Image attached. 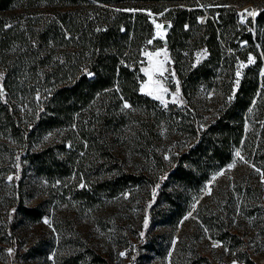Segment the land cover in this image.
<instances>
[{
  "label": "trees",
  "instance_id": "1",
  "mask_svg": "<svg viewBox=\"0 0 264 264\" xmlns=\"http://www.w3.org/2000/svg\"><path fill=\"white\" fill-rule=\"evenodd\" d=\"M149 12L163 13L171 23L167 43L177 53L172 69L184 99L200 87L232 97L204 128L192 131L191 145L168 159L159 145L162 122L178 117L167 116L157 100L139 91L142 50L154 35ZM257 13L241 23L237 8L222 0H0V59L7 91L4 99L0 96V130L29 137L66 129L71 146L75 139L79 141L75 152L92 154L102 169L114 156L108 140L120 133L123 119L130 115L126 134L132 151L137 162L153 163L155 177L143 168L139 173L128 172L122 161L112 164L113 173H103L98 181L86 177L79 192L108 190L116 195L139 181L153 183L158 177L156 198L163 204L159 212L175 223L186 212L190 192L199 190L214 170L232 160L234 148L248 140L246 115L263 97L264 85L260 73L264 5ZM190 39L207 50L195 67L181 61ZM248 54L255 62L244 69L234 91L235 58ZM125 102L131 107L125 109ZM36 103L38 110L31 121L22 122ZM61 148L67 150L65 141ZM44 156L50 157L30 153L37 168L44 164ZM17 208L28 218L39 219L43 214L37 207L20 204ZM157 212L155 219L160 216ZM89 253L93 263L107 264L104 257L92 250Z\"/></svg>",
  "mask_w": 264,
  "mask_h": 264
},
{
  "label": "rangeland",
  "instance_id": "2",
  "mask_svg": "<svg viewBox=\"0 0 264 264\" xmlns=\"http://www.w3.org/2000/svg\"><path fill=\"white\" fill-rule=\"evenodd\" d=\"M222 1L235 6L239 14L245 9L258 12L264 5V0ZM160 14L152 13L150 16L154 35L146 41L142 50L139 91L141 84L147 80L141 71V68L148 67L144 53L160 51L161 55L154 60H164L166 51L168 59L164 67L168 79L164 81V86L168 92L164 94V100L167 104L157 102L166 109L167 116L178 117L162 122L165 124L159 145L161 150H165V157H169L191 145L192 131L196 127L204 128L230 96L224 98L216 89L200 87L189 99H184L180 81L172 69L177 53L167 42H163L167 40L171 23ZM248 17L246 14L243 17L239 15V20L245 21ZM204 19V16L199 17L201 22ZM157 23H168V28L163 27L158 34ZM180 55L187 67L204 59L207 50L193 44L190 39L188 47ZM250 55L254 57L248 54L247 58L239 55L235 58V75L237 72L240 75H236L234 80V91L244 69L255 62V58L253 63L248 62ZM3 65L0 59L2 89ZM262 70L264 66L260 73ZM172 73L175 74L174 79ZM177 81L180 88L178 98L174 96ZM262 87L263 97L256 105H251V111L248 110L246 115L248 140L234 148L232 160L214 170L199 190L190 192L186 212L175 223L159 212L163 204L156 198V186L161 180L158 177L153 183L149 179H145L147 182L139 181L116 195H111L108 190L99 194L79 192L86 177L98 181L104 177L103 173L107 176L113 173L110 171L112 164L122 161H125L128 172L139 173L143 168L147 175L155 177L157 170L153 169V163L137 162L132 151L126 134L132 122L130 115L123 119L120 133L108 140L114 156L107 159L110 161L102 169L92 154L75 152L79 141L75 139L74 146H71V140H66L69 135L66 129L57 128L44 135L32 134L29 137H16L7 129L0 130V264H95L89 253L91 250L104 257L107 264H199L201 261L203 264H232L233 259L240 264H264V182L260 175L264 172V85ZM6 92L4 89L0 95L2 99ZM23 94H20L21 99H24ZM174 99L177 102L173 103ZM36 106L37 103L29 108L22 122L31 121L38 110ZM177 121L181 124L178 125ZM64 141L67 150H70H62ZM237 150L243 160L235 156ZM37 152L50 156H44L41 160L44 164L40 168L30 158V153ZM118 157L121 160L117 161ZM229 165L233 167L229 168ZM9 177L12 179L9 180ZM153 189H156L155 196ZM20 204L37 207L43 214L39 219L28 218L18 211ZM193 204H196L195 210ZM155 211L160 215L156 219ZM145 217L149 221L147 228L144 227ZM44 218L50 220L51 227L43 223ZM141 232L145 233L143 238ZM213 241L221 242L223 247L214 248ZM225 247L230 251L225 252ZM8 249L14 250L11 255ZM121 252H126V256L121 257ZM232 252L236 255L233 256ZM53 253L54 258L50 260L49 256ZM202 256L206 259L201 260Z\"/></svg>",
  "mask_w": 264,
  "mask_h": 264
},
{
  "label": "snow or ice",
  "instance_id": "3",
  "mask_svg": "<svg viewBox=\"0 0 264 264\" xmlns=\"http://www.w3.org/2000/svg\"><path fill=\"white\" fill-rule=\"evenodd\" d=\"M129 11H133V10H129ZM167 11V10H165ZM150 16L152 15L151 12L148 13ZM247 15L249 17H256L257 16V12L255 10H248L245 9L244 13H241L239 15H241L242 17L244 15ZM160 15H163V13H161ZM243 19L241 20V23H243ZM9 27H11V25H8ZM171 25H169L170 27ZM157 33L160 34V30L164 27L163 25L157 23L155 25ZM187 27V26H186ZM161 38H163L161 36ZM149 44L152 43L151 40L148 41ZM144 55L147 58L148 61V67H144L141 68V71L144 73V75L147 77V80L141 84V88L140 91L148 96H152L154 99L161 101V103L163 104H167V101L164 100V94L168 92V88H166L164 86V81L168 79V77H165V72L167 71V69L164 67L165 62L167 61L168 57H167V53L166 51L164 52V60H154V57H159L161 55L160 51H157L155 53L153 52H145ZM248 62L249 63H253L254 62V57H252L251 55L248 58ZM193 67H195V65H193ZM90 77L93 75L92 73H87ZM237 77H239L240 73L237 72ZM261 75L264 76V70L261 71ZM3 74H0V79H2ZM172 79L175 78V74L172 73L171 74ZM163 78V79H160ZM239 81L237 80V83ZM177 87H176V92L174 94V96L176 98L179 97V92H180V88H179V82L177 81ZM3 94V89L0 88V95ZM37 99H39V97H37ZM232 97H229V101H231ZM177 102L176 99L173 100V103ZM253 103H255V101H253ZM123 107L125 109L130 108L131 105L128 104L127 102H125L123 104ZM249 111H251V109H249ZM235 156L240 158L241 160H243L244 158L241 156V152L239 150L236 151ZM165 159H168V157L166 156ZM233 167V165H229V168ZM254 167V165H253ZM256 171L260 172L259 169H256ZM219 174H223V173H219ZM261 178H262V182H264V172H260ZM215 176L213 177V180H215ZM12 177H9V180H11ZM84 184H81L80 187H84ZM157 188L159 187V185L156 186ZM207 187V186H206ZM156 193V189H153V195L155 196ZM208 194H210V189H208ZM193 210H195L196 208V204L192 205ZM239 214V212H238ZM191 215V213H189V216ZM188 217L186 216L185 219H187ZM183 221H181L182 223ZM43 223H45L46 225H48L49 227H51V222L48 218H44L43 219ZM148 218L145 217L144 220V227L147 228L148 227ZM235 223V221L233 222ZM207 229H205V232L207 233ZM141 237L143 238L145 233L141 232L140 233ZM173 244H175V241H173ZM212 246L215 247H223V244L221 242H217V241H213L212 242ZM13 249H8V253L9 255H11L13 253ZM230 249L225 247V252H229ZM55 253H53L52 255L49 256V259L52 260L54 258ZM119 255L121 257L126 256V252H121L119 253ZM169 255H171V253H169ZM232 255L235 256L236 253L232 252ZM232 264H240V262L236 259H233Z\"/></svg>",
  "mask_w": 264,
  "mask_h": 264
},
{
  "label": "water",
  "instance_id": "4",
  "mask_svg": "<svg viewBox=\"0 0 264 264\" xmlns=\"http://www.w3.org/2000/svg\"><path fill=\"white\" fill-rule=\"evenodd\" d=\"M164 28H168V23H164ZM164 43H166L167 42V40L165 39L164 41H163ZM3 91H4V89H3Z\"/></svg>",
  "mask_w": 264,
  "mask_h": 264
}]
</instances>
